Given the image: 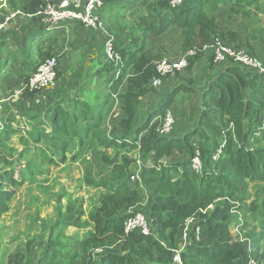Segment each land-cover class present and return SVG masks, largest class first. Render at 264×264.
Returning a JSON list of instances; mask_svg holds the SVG:
<instances>
[{
  "label": "trees",
  "instance_id": "1",
  "mask_svg": "<svg viewBox=\"0 0 264 264\" xmlns=\"http://www.w3.org/2000/svg\"><path fill=\"white\" fill-rule=\"evenodd\" d=\"M110 1L107 0L106 5ZM170 1L156 0L153 11L138 15L130 42L123 43L116 35V48L122 56L121 74L118 77L114 75L116 68L112 63L91 59L93 64L98 62L99 67H103H93L94 72L87 73V80L107 84V90L89 89L85 94H76L63 87L65 66L61 61L65 57L51 46L56 42L54 38L65 33L68 27L76 28L74 35L79 41L84 38L80 59L84 64L86 55L96 48V44L89 39L90 33L94 32L86 30L80 22H62L57 28L47 30L40 18L34 15L44 0H9L10 10L19 9L23 14H32L31 17L22 16L16 24L17 32L24 35V47L28 46L27 40H41L40 33L51 32L39 44L32 61L24 56L27 69L21 74L22 83L17 86L21 88L27 83L48 58L56 57L57 63L52 85L42 91L26 90L20 93H28L32 105L27 104L24 94L12 103L0 99L1 124L5 123V127H0V144L4 141L2 146L11 155L17 154L16 163L10 161V169L0 174V218L8 211L14 188L21 186L23 181L35 180L36 173L46 172L47 164L58 161H68L65 165L71 162L85 163L82 183L87 189L96 191L90 196L88 210L84 207L83 195L69 193L64 188L54 193L53 215L41 219L36 226L37 232L25 241L23 252L18 251L13 258H4L0 254V264H178L174 256L175 251L181 248L179 255L182 264H248L249 257L256 264H264V129L259 135L264 117V74L233 63L230 59L222 62L224 68L209 85L215 90L213 106L207 105L210 100L206 95L202 97L205 106L198 119L200 128L185 133L182 138H174L170 134L162 136L156 130L159 117L170 109L176 91L167 95L165 101L145 120L134 125L142 98L154 91L152 78L157 73L154 62L159 56L152 55L145 47L148 33L162 35L171 26H177L181 30L183 51L194 46L201 48L216 37L224 43L233 44L235 33L223 30L208 12L212 13L220 4L232 1L242 4L245 12L249 13L245 8L254 6L259 9L260 0H181L176 6H172ZM261 11L264 12L263 9ZM14 32H0L2 46L9 36H18ZM103 42L102 38L99 48L105 57ZM233 47L238 48L240 44ZM202 55L203 52L198 51L190 57L186 70L197 63ZM260 59L264 62V57ZM209 60L211 65L212 57ZM124 79V89L119 91ZM43 91L50 101H54L52 104L49 102L43 106V101L41 105L35 102V93L41 94ZM65 97L69 98L64 107ZM116 102H119L121 117L116 120L114 132L108 134L105 122ZM33 109L41 113L37 114ZM44 115L49 130L42 127ZM20 116L24 119V126L20 123L12 126ZM36 121L37 125H33ZM20 132H24L18 136L24 149L18 152L14 147L7 146L6 142H11L12 136ZM222 133L226 134L227 141L220 157L213 161L211 157L220 144L218 138ZM192 134L198 136V142L191 137ZM30 137L34 143L42 141L50 156H45L48 153L39 148H34L39 152L32 150L29 156ZM195 142L198 143L203 162L199 175L189 168ZM252 145L256 146L253 151L250 150ZM173 151L187 156L160 169L144 165L138 177L131 180L134 175L131 166L136 161V157L131 155L133 152L144 163L153 152L152 160L157 165L162 157L171 156ZM89 153L107 173L100 180L89 173ZM42 156L45 157L44 161L34 159ZM16 165H20L18 171ZM179 166L180 173L177 172ZM38 186L49 191L44 185ZM6 187H13V190ZM81 187L82 184L78 186L79 190ZM214 200L217 201L213 207L207 210ZM235 210L244 219L239 229L259 244L254 253L249 254L246 242L231 235L230 225L235 220L239 222L238 214H233ZM137 212L148 217L150 234L143 235L139 231L125 233V221ZM191 217L195 218V222L191 225L187 243L182 247L183 226ZM68 227L78 231L69 237L65 233ZM196 227H199L198 234ZM40 241L43 248L33 259L32 247Z\"/></svg>",
  "mask_w": 264,
  "mask_h": 264
},
{
  "label": "rangeland",
  "instance_id": "2",
  "mask_svg": "<svg viewBox=\"0 0 264 264\" xmlns=\"http://www.w3.org/2000/svg\"><path fill=\"white\" fill-rule=\"evenodd\" d=\"M19 2H22L23 0H18ZM125 2L124 4L121 3L119 0H116L115 2L107 4L106 12L103 10L101 12L102 20L104 21V24L107 28V30L112 33L115 37L118 34L121 40H123V43L126 41H129V38L134 35V28L133 26H136V22L138 21V15L140 14H147L149 11H153V7L156 4V0H136L134 2ZM130 5H134L130 7ZM249 11V13H246L243 9L242 4H234L232 1H228L227 3L220 4L219 8L210 13L209 15H213L216 19V22L219 24V26L228 32H234L235 33V40H233V44L237 45L240 44V47L242 49H248L250 52H253L255 55H257L260 58L264 57V12L261 10H264V0H260V8L256 9L254 6H249V8H245ZM14 10H10L9 6V0H0V14L1 15H9ZM13 22V21H12ZM17 23L14 21L13 26H15ZM12 26V27H13ZM120 27H122L124 30L121 31ZM76 31V28L71 29L70 27L67 28V31L65 33L58 36L56 39V42L53 43L51 47L54 49H58L57 53L60 54L62 57H65L63 59L61 56L59 58H62L61 61L62 64L65 66V72H64V78L65 82L63 83V87H66V90L70 93L77 92L76 94L80 93H87L89 89L91 91H97L104 89L102 86H99V83L90 82L87 80L86 76L87 73L94 70L93 67L97 68L99 67V63L89 61L88 59H85L84 64L81 62V52L83 48V40L82 37L81 40L77 38L76 35H74V32ZM81 31H83L81 29ZM181 30L177 26H171L164 34L162 35H155L154 33L150 32L153 36L150 37V33L146 36L147 39L145 40V47L148 52H154L156 55L159 56V59L156 60L159 61L163 58L167 59H175L184 53H186L190 48L183 51L181 42H182V35ZM7 33V32H6ZM17 33L18 36H6L5 44L2 46V39H0V99L2 101H8L9 103L15 102L19 100V97L23 94H16V90L18 89L17 84L22 83L21 74L24 73V69L26 70V66L24 65L25 60L24 56L29 59L33 60L34 56L36 55V51L39 48V44L46 40V37L50 35V31H44L41 34L42 38L41 40H27L28 46L24 47V41L23 37L21 36V32H14ZM9 34V33H7ZM149 37V38H148ZM28 38V36H27ZM127 38V40H126ZM130 42V41H129ZM229 42V41H227ZM230 43V42H229ZM229 43H226L227 45ZM231 44V43H230ZM230 46H233L232 44ZM3 48V51H2ZM28 48V50H27ZM49 49V47H48ZM164 49V53H163ZM175 54V55H172ZM161 57V58H160ZM257 57V58H258ZM258 58L259 60H261ZM210 60H208L207 65L209 66ZM262 61V60H261ZM88 70V71H87ZM184 71L187 70L184 69L180 72L175 73L172 76H167L164 79H160V84L157 86H153L154 91L150 93L152 99L149 101L146 98L143 100L142 107H139L140 112L136 116V120L134 121V125L139 124L143 120H145V112H152L153 108L159 106V101H162V103L165 101L167 95H164V91L166 90V85L170 84L168 82L169 79H174L173 81H180L184 79V81H180L179 84H185L184 88L187 89L186 91H183L186 93L183 98L178 92L179 88H176V95H178L177 104L171 105L170 109H168L172 115L174 116V126L170 135H173L174 132L180 136V138L183 137L184 133H189L193 129L199 127V123L197 122L199 116V113L201 109L197 105V100L202 99L203 93H194L193 90L190 89L191 81L184 76ZM106 76V73H104ZM111 73H109L108 76H110ZM85 76V77H84ZM107 76V77H108ZM84 77V79H83ZM106 78V77H105ZM126 80V79H125ZM212 81V80H211ZM12 85V88H9L8 85ZM103 82V79L100 81ZM92 83V84H91ZM85 84V86H84ZM164 84V85H163ZM83 85V86H82ZM209 83L206 85V88L208 87ZM91 87V88H90ZM196 87H198L196 85ZM204 89V88H203ZM207 91V97L211 98L213 100V96L215 94L214 88L208 87ZM37 95L35 97V102L39 105H41V101L45 103L43 106L48 104H52L54 101H50V98L47 94L44 93V91L40 94L35 93ZM66 95V92L64 93ZM63 95V96H64ZM24 99L27 102V104L32 105L31 99L29 97V94H24ZM22 96V97H23ZM69 97H65V100L63 101V106L65 107L67 104V100ZM186 98H189L186 101ZM175 100V99H174ZM190 100V101H189ZM176 101V100H175ZM186 102V106H189V103L191 102L190 109H185L184 105ZM174 103V101L172 102ZM26 104V103H25ZM26 104V105H27ZM116 104V103H115ZM209 105L212 107V103H209ZM2 108V105L0 103V110ZM115 109V110H114ZM112 109L110 114L108 115L105 126L107 128V133L111 134L114 132L115 129V123L116 120H118L121 117V111L119 109L115 108ZM33 111L37 114H40L37 109H33ZM212 114V112L210 113ZM8 115V113H6ZM18 118V116H17ZM42 119L47 121L45 118V115L42 116ZM2 116L0 115V127H5V123H2ZM21 124L24 126V119L20 116L19 121L16 120L12 123V126H16L18 124ZM33 125H37V121L33 123ZM46 128L47 130L50 129V126L48 122H45L42 126ZM230 127V124L228 125ZM200 128V127H199ZM24 132H20V134L16 135L14 134L12 136L11 142H6L7 146L14 147L18 152L24 149V145L20 143L19 135H23ZM168 134V135H169ZM261 134V131L259 135ZM175 136V135H173ZM193 139H195L197 142L198 136L193 134L191 135ZM190 137V138H191ZM27 138V137H26ZM30 139V140H29ZM219 146H225V143L227 141L226 134H223L219 136ZM29 145L31 148L29 149V156H31L32 150H37L34 148H39L40 150H45V153L48 155H45L47 157L50 156L49 151L47 148L43 147V142L40 141L38 143H34L31 140V137L28 138ZM195 142V143H197ZM2 144H5L4 141H2ZM0 144V174L4 170H8L11 167L10 161H13V163H16V156L15 153L14 156L9 153V150L2 146ZM198 144V143H197ZM256 148V146L252 145L250 147V150L253 151ZM38 151V150H37ZM110 151V150H109ZM39 152V151H38ZM114 153V152H110ZM133 157L137 156L135 152L131 154ZM88 169L91 176H93L95 179H102L107 173L104 171L102 164L97 163L96 160L91 158V154L88 155ZM187 155H180L176 151H173V154L168 157H162L160 160V164H155L152 160L153 158V152L150 154L147 161L142 162L138 157L136 160L139 159V161H135V163L131 166V172L138 176V173L140 172L141 168L146 165L147 167H158L160 169L163 166L172 165L174 163H177L178 161H181L184 157ZM36 161H44L45 157L41 158H34ZM57 159V158H54ZM66 161L65 163H67ZM65 163L59 162L58 163H51L47 164L46 166V172L38 174L36 173L35 180H26L23 181V184L21 186L14 188V197L11 198V200L8 202V211L3 214V216L0 218V254L4 258H13V256L18 251H24L25 249V241L32 237L34 233L37 232L36 226L40 224L41 219L51 217L53 215V205L54 202L52 198H54L53 194L57 193L58 191H61L62 188H64L69 193H75L77 195H83L84 196V207L86 210L89 209L90 204V196L95 193L96 189H87V186L82 183V177L85 169V163L81 162H71L69 165H65ZM200 163L203 170V162L202 157L200 154ZM20 165H16L15 169L16 171L19 170ZM190 168V167H189ZM86 171V169H85ZM177 172H181L180 166L177 168ZM195 175H199L200 173H195ZM17 177V174L15 175ZM1 181V180H0ZM82 184L81 190H79L78 186ZM38 185H44L45 187L49 188V191H45L41 188H39ZM6 189L13 190V187H6ZM90 191V192H89ZM59 193V192H58ZM65 201V199H63ZM217 200H214L212 204H210L207 208V210H210L213 206V203H215ZM88 204V205H86ZM238 214V221L235 220L230 225V231L231 235L234 239L240 238L243 242H246L247 249L250 251V253L255 252V248L259 246L255 241V244L253 240L245 236L241 229H239L240 225L244 222L243 216L237 212V210L233 211V214ZM148 219V217H147ZM149 220V219H148ZM250 228H253L250 226ZM78 230L73 227H68L65 230V233L67 236H73ZM257 232V231H254ZM41 234V233H40ZM245 237V238H243ZM3 242V243H1ZM264 245V241H263ZM184 245L182 244V247ZM43 248L42 242H37L32 247L31 250V257L35 259L38 254L40 253L41 249Z\"/></svg>",
  "mask_w": 264,
  "mask_h": 264
},
{
  "label": "built area",
  "instance_id": "3",
  "mask_svg": "<svg viewBox=\"0 0 264 264\" xmlns=\"http://www.w3.org/2000/svg\"><path fill=\"white\" fill-rule=\"evenodd\" d=\"M106 2L107 0H44V4L34 15L40 18L47 30L57 28L62 22H80L86 29L100 33V36L104 39L103 49L106 61L114 65L116 68L114 75L118 77L121 74L122 56L116 48L115 36L107 30L101 17V12ZM180 3L181 0L170 1L172 6H176ZM22 16L31 17L32 14H23L19 9L12 11L9 15L4 16L0 14V32L7 30L10 22ZM207 50L210 51L214 63H222L230 59L233 63L245 66L259 74H264L263 61L251 55L245 49L227 45L219 37H216L204 44L201 48L197 46L191 47L186 53L175 59L163 58L157 62L155 61L154 64L157 73L152 78V85L157 86L160 84V79L163 77L172 76L186 69L190 57H193L198 51L203 52ZM56 63V57L48 58L37 68L28 82L16 90V94L26 90L42 91L52 85L56 77ZM159 119L160 122L156 129L157 133L162 136H167L173 129L175 123L174 116L167 110ZM259 129H264V117L262 119V126ZM222 147L223 146H219L213 153V161H216L220 157ZM190 169L195 173L202 172L200 150L196 143H194V154L190 159ZM135 176L137 175L131 176V179H135ZM194 222V217L185 221L182 231L183 245L188 241V233ZM124 231L126 234L133 231H139L143 235L151 233L149 222L142 212L134 213L128 217L124 223ZM195 232L196 234L199 233V227H196ZM181 249L176 250L174 256V261L178 264H182L179 255ZM248 264H256V262L249 257Z\"/></svg>",
  "mask_w": 264,
  "mask_h": 264
},
{
  "label": "crops",
  "instance_id": "4",
  "mask_svg": "<svg viewBox=\"0 0 264 264\" xmlns=\"http://www.w3.org/2000/svg\"><path fill=\"white\" fill-rule=\"evenodd\" d=\"M116 0H111L109 3H112V2H115ZM121 3H125V2H133V4H135L134 2L136 1V0H119ZM108 3V4H109ZM105 6H107V5H105ZM132 6H134V5H130V7H132ZM105 12H106V10H105ZM21 17H18V18H16V19H14L13 20V22L15 21L16 23H17V21H18V19H20ZM105 21V20H104ZM13 22H10V24H9V27L7 28V30H12V31H17V28H18V26L17 25H15V26H13ZM13 26V27H12ZM85 28V27H84ZM87 30V29H86ZM88 30H90V29H88ZM120 30L121 31H123L124 29L122 28V27H120ZM90 31H92V32H94L93 34L92 33H90V36H91V38H89L90 39V41H91V43H93V44H96V46H94V47H96L94 50H92V51H90L89 52V54L88 55H86V58L85 59H88L89 61H91V59H93V60H96V61H99V62H104V61H106V58L105 57H103V54H102V51H100L101 50V48H99L100 46H101V42H102V38L101 37H99L100 36V33H98V32H95V31H93V30H90ZM90 31H87V32H90ZM2 32H4V31H2ZM153 35L150 33V37H152ZM154 37V36H153ZM116 38V37H115ZM149 38V37H148ZM146 39H147V37H146ZM5 43V42H4ZM5 44H7V42L5 43ZM232 45H234V44H232ZM1 48V47H0ZM246 51H247V49H245ZM0 51H1V49H0ZM2 51H3V48H2ZM248 52V51H247ZM152 55H155L156 53H154V52H150ZM163 53H164V49H163ZM249 53V52H248ZM172 55H175V54H172ZM212 56H211V53H210V51L209 50H207V51H203V55H202V57L199 59V61L197 62V63H195L189 70H187L186 72L184 71V76L186 77V78H188L190 81H191V85H190V89L191 90H193L194 91V93H203L202 94V97L204 98L205 97V95H207V89H208V87H209V85H211L210 83L217 77V75L220 73V71L224 68V65H222V63L220 62V63H214L213 62V60H212V64L211 65H207V63H208V60H209V58H211ZM101 67H103L102 65L99 67V68H101ZM128 76V75H127ZM174 79H169L168 80V82H170L172 85L170 86V84H167L166 85V90L164 91V95H170V93H172L173 91H176V88H179V94L183 97V98H185L186 96H184L186 93H184L183 91H186L187 89H185L184 88V86H185V84H179L180 83V81H184V79H182V80H180V81H173ZM212 80V81H211ZM95 82V84L96 83H98L97 81H94ZM93 82V83H94ZM7 83V82H6ZM125 83H126V80L124 79V82H123V84L122 85H120V87H119V91H123V89H124V86H125ZM209 83V85H208V87L206 88V85ZM92 84V83H91ZM7 85H8V83H7ZM10 85V84H9ZM8 85V86H9ZM164 85V84H163ZM196 85L198 86V87H196ZM99 86H102L105 90H107V84H100L99 83ZM9 87H12V85L11 86H9ZM19 88V87H18ZM91 88V87H90ZM204 88V89H203ZM103 90V89H102ZM98 91V90H97ZM74 93H77V92H74ZM176 93L177 92H175V94H174V98H173V101H174V103H172L173 105H176L177 104V99H178V95L175 97V95H176ZM85 94V93H84ZM144 98H146L147 100H148V103H149V101H151L152 99H154V98H151V96L148 94L147 96H145V97H143L142 98V103H141V105H140V107H142V105H143V100H144ZM208 98V97H207ZM176 101H175V100ZM189 98H186V101L188 100ZM163 100H164V98H163ZM162 100V101H163ZM208 100H210L209 102H208V104L207 105H209V103H212V106H213V103H214V101L211 99V98H208ZM162 101L160 100L159 101V103L158 104H160V103H162ZM190 101V100H189ZM161 105V104H160ZM159 105V106H160ZM190 105H191V102L189 103V106H186V102H185V105H184V108L185 109H190ZM197 105H198V107L200 108V109H202V108H204V104H203V101H202V99L200 100V99H198L197 100ZM115 106H116V108L117 109H119L120 110V105H119V102H116V104L114 105V107H113V109L115 108ZM158 108V106L157 107H155V108H153V110H152V112L155 110V109H157ZM115 110V109H114ZM146 114H145V118L147 117V115L149 114V113H151V111L150 112H145ZM201 113V112H200ZM200 113H199V115H200ZM144 118V119H145ZM199 119V118H198ZM197 122H198V120H197ZM195 128H196V126H195ZM194 130V129H193ZM192 130V131H193ZM185 134V133H184ZM183 134V135H184ZM173 135H175V136H173L174 138H177V137H180V136H178L175 132H174V134ZM136 158H137V156H136ZM161 160V159H160ZM160 160H159V162H160ZM136 161H139V159L138 160H136ZM240 241H242L241 239H240ZM243 242V241H242ZM1 243H3V242H1ZM248 250V249H247ZM248 253L249 254H251L250 253V251H248Z\"/></svg>",
  "mask_w": 264,
  "mask_h": 264
},
{
  "label": "clouds",
  "instance_id": "5",
  "mask_svg": "<svg viewBox=\"0 0 264 264\" xmlns=\"http://www.w3.org/2000/svg\"><path fill=\"white\" fill-rule=\"evenodd\" d=\"M262 129H259V133H260V131H261ZM197 144V143H196ZM219 147V146H218ZM217 147V148H218ZM224 148V146L222 147V149ZM216 151V150H215ZM213 155V154H212ZM212 158V157H211ZM135 175V174H134ZM134 175H132V176H134ZM138 176H135V178H137ZM132 180V179H131ZM134 180V179H133Z\"/></svg>",
  "mask_w": 264,
  "mask_h": 264
}]
</instances>
